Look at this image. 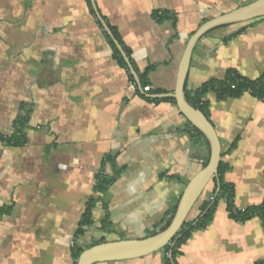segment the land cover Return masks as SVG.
Here are the masks:
<instances>
[{
	"label": "crops",
	"instance_id": "1",
	"mask_svg": "<svg viewBox=\"0 0 264 264\" xmlns=\"http://www.w3.org/2000/svg\"><path fill=\"white\" fill-rule=\"evenodd\" d=\"M252 1L95 0L134 75L92 0H0V264H75L76 244L160 229L210 155L205 138L165 95L175 91L192 35ZM229 68L251 79L264 72V17L204 36L186 87L194 91ZM206 98L235 207L261 205L264 101L250 93ZM25 115L26 142L8 143ZM100 174L115 177L106 192L97 190ZM210 196L208 189L191 219ZM91 205L93 224L79 235ZM227 205L221 199L209 225L181 248L180 264H264L263 216L239 221ZM106 216L110 232L102 228ZM97 264H166V256Z\"/></svg>",
	"mask_w": 264,
	"mask_h": 264
},
{
	"label": "water",
	"instance_id": "2",
	"mask_svg": "<svg viewBox=\"0 0 264 264\" xmlns=\"http://www.w3.org/2000/svg\"><path fill=\"white\" fill-rule=\"evenodd\" d=\"M92 1L100 21L107 32L113 37L110 28L97 9L95 0ZM262 17H264V0H254L205 22L192 35L187 44L180 63L175 91L165 96L174 98L185 118L203 134L204 138L209 143L210 156L208 163L196 173L187 184L170 225L163 231L143 238H124L97 243L88 247L81 253L77 260V264H97L143 258L163 250L168 245L173 247L176 244L178 234L184 226L189 214L201 199L212 179L214 177H219V168L222 158V144L214 124L202 110L194 107L187 98L186 85L193 52L200 40L212 30L221 26L241 24ZM113 39L129 64L133 74L136 75L122 46L114 37ZM218 193L219 189L216 195H218Z\"/></svg>",
	"mask_w": 264,
	"mask_h": 264
},
{
	"label": "trees",
	"instance_id": "3",
	"mask_svg": "<svg viewBox=\"0 0 264 264\" xmlns=\"http://www.w3.org/2000/svg\"><path fill=\"white\" fill-rule=\"evenodd\" d=\"M245 29L246 27H241L236 34L242 33L243 31H245ZM114 34L115 37L120 41L118 34L116 32H114ZM113 46L115 48V55L121 62L122 66L129 71L128 64L122 57L121 53L114 44ZM131 78L133 79L132 75ZM210 92L215 93L219 101H225L228 99H240L246 93H250L253 97L257 98L258 100L264 101V72L259 77L255 79H251L241 74L236 68H229L226 71V74L223 78L211 79L205 82L200 88L194 91L188 90L186 87V94L189 102L194 107L202 110L207 115L208 118L210 117V101L209 99L206 98V96ZM28 119L29 118L27 115L20 117L17 120V128L15 134L10 138L7 137L6 138L3 137V138L6 139L8 143H14L16 145L25 143L26 142L25 128ZM188 123L190 125V128L194 132H196L199 136L204 137L203 134L195 126H193L189 121ZM0 138H2V136H0ZM205 141L209 147L208 141L206 139ZM238 141L239 138H237L234 141L232 147H236ZM208 160L209 157L204 162V166L208 163ZM225 172H226V168L224 167V164L221 160V164L219 168V177H214L206 189V190L211 189V195L213 198L202 202L200 207V213L197 218H193V219L190 218V215L192 213L191 211L184 226L182 227L181 231L178 234V240L176 244L173 247L171 245H168L163 249L166 251V264H180L177 261V257L180 254H182L181 248L188 243V241L192 238L193 233L195 231L200 229H205L209 225V223L213 220L218 203L221 199H226L228 204L227 209L230 212L231 217H233L236 220L246 221L256 215H262L264 220V202L259 206L251 207L243 211L235 207L234 204L235 190L231 184L226 182ZM114 181H115L114 176L100 174L98 176L97 190L99 192H106ZM218 189H219V193L218 195H216ZM180 199L181 197L178 198L177 203L172 208L170 217L160 227V229L158 231H154L153 234L165 230L170 225L174 217V214L177 210ZM91 209H92V205L89 206L88 211L86 212L85 217L81 222V227L78 229L77 234L84 235L85 234L84 227L91 226L93 224ZM110 227H111V221L109 219V216H106L105 220L102 223V228L105 230V232H110L111 231ZM104 241H109V239H107L106 237H102L98 240H95L94 242H92L90 245L87 246H80L76 244L73 249L75 264H77L78 258L85 249Z\"/></svg>",
	"mask_w": 264,
	"mask_h": 264
},
{
	"label": "built area",
	"instance_id": "4",
	"mask_svg": "<svg viewBox=\"0 0 264 264\" xmlns=\"http://www.w3.org/2000/svg\"><path fill=\"white\" fill-rule=\"evenodd\" d=\"M151 89H152L151 86H146V87L144 88V91H145V92H149V91H151Z\"/></svg>",
	"mask_w": 264,
	"mask_h": 264
},
{
	"label": "rangeland",
	"instance_id": "5",
	"mask_svg": "<svg viewBox=\"0 0 264 264\" xmlns=\"http://www.w3.org/2000/svg\"><path fill=\"white\" fill-rule=\"evenodd\" d=\"M202 196H203V195H202ZM201 198H202V197H201ZM212 198H213V197L210 196V197H209V200L212 199ZM200 200H201V199H200ZM200 200H199V201H200ZM107 239H109V238L107 237ZM161 252L164 253V255L166 256V251H165V250H161Z\"/></svg>",
	"mask_w": 264,
	"mask_h": 264
}]
</instances>
